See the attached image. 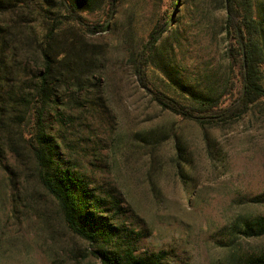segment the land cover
Masks as SVG:
<instances>
[{
    "label": "rangeland",
    "instance_id": "obj_1",
    "mask_svg": "<svg viewBox=\"0 0 264 264\" xmlns=\"http://www.w3.org/2000/svg\"><path fill=\"white\" fill-rule=\"evenodd\" d=\"M0 1L6 48L15 35L25 42L62 22L59 47L73 41L94 57L89 68L80 69L94 70L92 82L99 78V84L75 92L77 101L62 103L60 114L47 118L48 132L64 166L96 195L110 192L120 199L118 222L133 230L136 253L164 251L166 264H235L228 258L230 239L241 257L264 251V236L244 238L231 231L235 221L264 215V100L237 120L215 125L157 106L134 66L150 28L161 20L164 0H122L109 17L92 13L93 21L108 27L93 34L64 22L56 7L43 12V0ZM223 17L222 0H178L173 20L184 32L178 57L192 76L204 75L196 89L223 83ZM19 54L29 87L37 53ZM150 84L163 89L167 79L155 70ZM17 146L13 153L0 145V264H101L95 245L66 227L55 201L36 181L30 155L22 143Z\"/></svg>",
    "mask_w": 264,
    "mask_h": 264
},
{
    "label": "trees",
    "instance_id": "obj_2",
    "mask_svg": "<svg viewBox=\"0 0 264 264\" xmlns=\"http://www.w3.org/2000/svg\"><path fill=\"white\" fill-rule=\"evenodd\" d=\"M54 2L52 5L49 0H43V12L56 7L64 12L61 15L64 22L77 23L90 34L108 30L105 21L90 18L92 13L101 12L109 17L122 4V0ZM164 2L166 8L161 20L150 28L134 66L140 86L152 92L150 98L157 106L182 119L215 125L237 120L248 112L250 105L264 100L263 2L222 0L224 17L220 33L224 35L227 69L220 87L211 85L200 89L195 86L204 75L192 76L183 56L178 57L184 32L180 33L174 18L170 22L178 0ZM2 5L0 1V8ZM58 24L38 34L31 31L33 34L28 35L25 42L15 35L7 48L0 34V145L2 141L8 150L17 153V145L22 143L33 160L36 181L55 201L66 227L95 245L94 254L101 264H166L164 251L136 253L133 230L118 222L123 211L120 199L110 192L96 195L81 175L64 166L55 138L48 132L47 118L60 114L62 103L77 101L73 96L75 92L100 82L99 78L92 82L95 77L92 69L81 74L80 68H89L94 57L86 56L83 48L73 41L59 47ZM20 49L26 55L31 54L32 49L37 53L36 74L29 87L24 86L22 80L26 68L21 67ZM155 70L167 79L163 89L150 84V72ZM177 88L180 91L174 94ZM253 201L262 200L255 197ZM231 231L244 238L262 237L264 215L235 221ZM229 242L228 258L235 264H264V251L241 257L233 247L235 241L230 239Z\"/></svg>",
    "mask_w": 264,
    "mask_h": 264
},
{
    "label": "water",
    "instance_id": "obj_3",
    "mask_svg": "<svg viewBox=\"0 0 264 264\" xmlns=\"http://www.w3.org/2000/svg\"><path fill=\"white\" fill-rule=\"evenodd\" d=\"M177 6H178V2H177V4L174 6V8H173V11H172V17H171V19H173L174 18V16H175V13H176V9H177ZM149 94H152V92L151 91H149V89L148 88H144ZM244 89H245V81H243V83H242V92L244 91Z\"/></svg>",
    "mask_w": 264,
    "mask_h": 264
}]
</instances>
